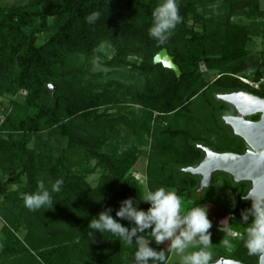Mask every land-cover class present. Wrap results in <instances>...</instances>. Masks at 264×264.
<instances>
[{
	"label": "trees",
	"instance_id": "16d2710c",
	"mask_svg": "<svg viewBox=\"0 0 264 264\" xmlns=\"http://www.w3.org/2000/svg\"><path fill=\"white\" fill-rule=\"evenodd\" d=\"M212 1L178 0L182 22L164 45L149 36L152 12L160 0H31L25 5H0V97L25 91L22 101L9 103L0 121V131L7 133L0 137V173L11 175L5 185L17 186L0 200V264H135L134 246L110 233L105 238L88 234L91 219L105 208L111 207L115 218L123 200L132 197L135 204V198L144 195L132 176L138 145L121 150L113 143L122 127L130 128L138 141L154 138L145 169L147 189L175 188L187 199L195 198L199 179L179 168L202 159L195 142L219 151H243L242 142L223 130L210 94L256 91L249 82L263 77L264 56L248 51L251 27L233 19L264 17V0H223L209 17L195 13L198 6ZM94 11L100 18L89 24L86 18ZM192 17L202 24L201 33L189 26ZM50 28L55 32L39 43L38 37ZM103 43L113 49L103 66L129 68L143 78V86L113 79L102 83L109 72L91 74L88 64L71 62L76 55L100 56ZM162 49L178 65L179 78L153 63ZM200 61L208 70L220 69L212 87L201 79ZM44 137L48 141L41 142ZM51 138L61 141L52 143ZM94 174L99 176L91 182L89 176ZM219 175L212 179V189ZM57 179L63 186L54 194L52 208L25 207L23 193L36 191L40 180L47 184ZM231 191L237 206L229 215L234 216L232 238L238 245L229 257L257 264L259 256H249L241 239L246 225L238 222L240 212L251 203L240 199L245 193L242 183L232 182ZM210 193L204 191L194 204L209 202ZM139 207L147 210L149 204L141 202ZM19 228L22 237L17 235Z\"/></svg>",
	"mask_w": 264,
	"mask_h": 264
},
{
	"label": "clouds",
	"instance_id": "9594fccd",
	"mask_svg": "<svg viewBox=\"0 0 264 264\" xmlns=\"http://www.w3.org/2000/svg\"><path fill=\"white\" fill-rule=\"evenodd\" d=\"M100 15V12L94 11L86 18V22L95 24ZM181 22L178 0H160L152 12L149 36L159 45H164ZM62 186V179L47 184L44 180L38 181L36 191L22 194L25 207L31 211L52 208L55 204L53 196L61 191ZM210 186L205 185L208 191ZM240 199L251 201V206L240 212L238 222L246 225L241 239L249 256H264V194L258 193L253 187L245 195H240ZM141 202L149 204L147 210L139 207ZM230 205L234 211L237 206L236 195L231 196ZM210 208V204L201 203L185 208L184 201L175 188L161 186L146 191L142 198L136 197L135 204L132 197L123 200L119 210L115 212V218L111 215L112 208H105L98 217L91 219L88 234L92 238L95 233H99L105 238L104 234L110 233L128 246H134L135 264H149L150 260L152 264H156V261L168 264L165 253L157 252L151 247L153 241L159 245L166 240L171 242L170 249L180 257V264H210V229L213 228ZM233 218L234 216L229 215L220 221L218 231L228 237L236 236ZM121 220H127L135 226L126 227ZM223 243L227 247L232 246L229 239H224ZM234 264H240V261L237 260Z\"/></svg>",
	"mask_w": 264,
	"mask_h": 264
},
{
	"label": "rangeland",
	"instance_id": "374dc122",
	"mask_svg": "<svg viewBox=\"0 0 264 264\" xmlns=\"http://www.w3.org/2000/svg\"><path fill=\"white\" fill-rule=\"evenodd\" d=\"M29 1L31 0H0V5L1 6H11V5L18 6V5H25ZM222 1L223 0H213L212 2H207L203 6H198L195 10V13L197 15H205V17H209L210 13L211 14L217 13V9L219 8V5L221 4ZM261 9L264 10V3H261ZM233 22L240 23V24H248L251 27L252 34L249 37L247 49L251 54L255 53L259 56H264V17L260 19H256V20H247L242 16H238L233 19ZM188 24L189 26L193 27L195 31L200 32V33L202 32V24L198 20H195L194 17L191 18ZM54 32L55 30L53 28H50L46 33L40 35L38 37L39 43L45 42L47 38L50 37ZM98 51L100 52V56L98 57L89 59L83 55H76L71 59V62L76 63V64H82V63L88 64L89 71L91 74H95L100 71L109 72V77L103 79L101 81L102 83H105L106 81H110L109 79H113L124 85H132V86H137V87L143 86V83H144L143 78L139 76L136 72L130 70L129 68L108 69L103 66L102 63L113 55V49L110 46L103 43L99 46ZM129 60L134 61L135 58L129 57ZM198 67H199V72L202 75L201 79L205 81V83H208L210 87H212L211 84L219 76L220 69L217 68L215 70H208L207 66H205L204 61H200L198 64ZM261 77L262 78H260V80L264 78V70H262ZM248 79L251 80L250 78ZM260 80L258 81L251 80V82L253 85H258ZM24 96H25V91L21 90L19 94L14 97H9V96L0 97V121L4 119L9 103L11 101L20 102L23 100ZM207 98L210 99V97L208 96ZM200 100L201 98L197 99L195 104L200 102ZM211 102L216 106V109L220 107L218 105V102H216V100L211 99ZM195 104L193 103L192 106L194 105L195 107ZM133 108L135 112L138 113L137 107H133ZM110 111L114 112L115 110L111 109ZM153 125H156V124L153 123ZM161 126H165V122H163ZM6 135L7 133L0 131V137H6ZM119 135H120L119 138L113 141V143L118 144L121 150L127 149L131 145H138L139 156H138V161L135 167L133 168V171L139 172L141 173V175L145 177V169H146V165L148 161L150 145L154 138L151 136L144 137L141 141H138L136 136H134L133 132L131 131V129L130 128L128 129L126 127L120 128ZM45 140L48 141V139L44 137V139L41 140V142H44ZM49 141L52 143H57L61 140H59L58 138L57 139L51 138ZM35 142H38V141H35V140L31 141V143H34V144ZM98 176H99L98 174L91 175L89 176V180L93 182L97 180ZM10 177L11 175L4 177L0 173V200L2 196L5 195L8 191L13 190L15 189V187H17L16 185H13V184H9V185L4 184L5 181H7ZM228 178L229 177H227L226 175H222V177L221 176L218 177V183L213 184L214 190L211 187L209 189L211 193L209 195V202L206 203V204L211 205L210 219L213 220V228L210 229L212 233V236H211L212 245H211V248L209 249L211 253L210 263L216 258H220V257L229 258V253L232 250V248H236V246L238 245V239H233L232 237H228L225 233L218 231V228L220 227V221L226 218L225 215H229L233 213L232 211L233 209L230 206V199L232 195L234 196V194L231 193V195H229V192H232L231 191L232 183L227 181ZM139 183L142 186V189H143L142 192L144 194L146 191H148L146 184H145V178L144 180L139 181ZM224 183L228 186L227 187L228 189L226 188L227 191L224 190V185H223ZM204 191L206 193L208 189L205 188ZM203 194L204 192L199 195H196L195 198H188V199L181 197L182 200L184 201L185 208H189L190 205H193L194 202H197L200 196H202ZM2 226H3V221L0 220V231H1ZM23 233H24L23 229L19 228L17 231V235L19 237H22ZM0 235H1V232H0ZM224 239H229L232 246L231 247L225 246V244L223 243ZM170 243H171L170 241L166 240L163 244H159V245L154 244L152 247L157 252L163 251L165 255L168 256V259H167L168 264H180V257L174 251L170 249ZM190 250H197V249H190ZM157 263L158 261H156V264ZM129 264H133V263H129ZM149 264H152L151 260L149 261Z\"/></svg>",
	"mask_w": 264,
	"mask_h": 264
},
{
	"label": "water",
	"instance_id": "95a60500",
	"mask_svg": "<svg viewBox=\"0 0 264 264\" xmlns=\"http://www.w3.org/2000/svg\"><path fill=\"white\" fill-rule=\"evenodd\" d=\"M153 63L160 64L163 68L173 71L176 77H180L181 71L166 49H162L154 56ZM49 88L53 96L55 86L51 84ZM214 97L219 102L231 105L238 113L237 116L221 118L233 135L240 138L248 149L244 154H235L219 152L209 146L196 144L197 149L203 153L202 159L195 165L181 167L179 170L198 177L196 195L204 192L205 185H211L213 174L218 172L230 175L234 183L248 182L250 188L255 187L258 193L264 194V155H262L264 154V99L245 90L216 92ZM258 113L261 114L258 121L248 120L249 116ZM235 261L237 260L234 258L220 257L210 264H230V262L234 264ZM240 264L245 263L240 262ZM257 264H264V256L258 257Z\"/></svg>",
	"mask_w": 264,
	"mask_h": 264
},
{
	"label": "flooded vegetation",
	"instance_id": "af4514ba",
	"mask_svg": "<svg viewBox=\"0 0 264 264\" xmlns=\"http://www.w3.org/2000/svg\"><path fill=\"white\" fill-rule=\"evenodd\" d=\"M245 80H246V79H244L243 81L246 82V83H248V80H246V81H245ZM249 84H250V86H252L253 88H255L254 90L259 91L260 93L258 94L256 91H252V90H248V89H227V90H215V91H212V93L210 94V96H211V98H212L213 100H216L215 97H214V93H216V92H217V93H221V92H230V91H237V90H245V91H247V92H250V93H252V94H254V95H256V96H258V97L264 99V78L261 79V80L259 81L258 85H253L251 82H249ZM216 102H218V105L220 106V107L217 108V116H218V119L220 120V123H221V126L223 127V130H224L225 133L228 134L230 137H232V138H238V137H236V136L233 135L231 129L223 123V120H222V118H221V117H223V116H237L238 113L236 112V110H235L231 105H228V104L223 103V102H219V101H217V100H216ZM215 107H216V106H215ZM219 112H220V113H219ZM260 117H261V114L258 113V114H256V115L249 116V117H248V120H250V121H254V122H255V121H258V120L260 119ZM238 139H239V140L242 142V144H243V151H242V152L219 151V150H217L216 148H214V147L208 145L207 143H203V142H195V146H196V144H202V145L209 146L210 148L215 149L216 151H219V152H231V153H235V154H244L245 151H246V149H248V146H247V145H246V144H245L240 138H238ZM201 152H202V151H201ZM202 154H203V153H202ZM202 157H203V156H202ZM219 173H221V175H219V176H221V177H222V175H226L227 177H229V178L227 179L228 182H231V183L233 182V179L231 178V176L228 175V174H226V173H223V172H218V173L213 174L212 179L214 178V176H215L216 174H219ZM240 183H242V184L244 185L245 193H244L243 195H245V194L247 193V191L249 190V188H250V184H249L248 182H240ZM240 183H234V184L239 185ZM211 184H212V181H211ZM223 185H225L226 187H228L225 183H224ZM210 187H211V186H210ZM243 195H242V196H243ZM249 202H250V201H249ZM250 203H251V202H250ZM226 258H228V257H226ZM229 258H230V257H229Z\"/></svg>",
	"mask_w": 264,
	"mask_h": 264
},
{
	"label": "built area",
	"instance_id": "2783aa9c",
	"mask_svg": "<svg viewBox=\"0 0 264 264\" xmlns=\"http://www.w3.org/2000/svg\"><path fill=\"white\" fill-rule=\"evenodd\" d=\"M242 80H244V79H242ZM246 81V80H245ZM132 176L134 177V179H136V180H138V181H142V180H144V176L143 175H141V173H139V172H133L132 173Z\"/></svg>",
	"mask_w": 264,
	"mask_h": 264
}]
</instances>
